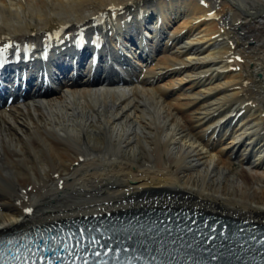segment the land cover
Listing matches in <instances>:
<instances>
[{"label": "bare ground", "instance_id": "obj_1", "mask_svg": "<svg viewBox=\"0 0 264 264\" xmlns=\"http://www.w3.org/2000/svg\"><path fill=\"white\" fill-rule=\"evenodd\" d=\"M149 1L0 0V49L49 47L26 80L0 88L13 96L48 70L0 103V232L173 205L264 224V0H155L162 27L148 48L159 52L120 65V80L109 41ZM97 35L98 80L84 54L100 50ZM244 134L258 140L237 146Z\"/></svg>", "mask_w": 264, "mask_h": 264}, {"label": "snow or ice", "instance_id": "obj_2", "mask_svg": "<svg viewBox=\"0 0 264 264\" xmlns=\"http://www.w3.org/2000/svg\"><path fill=\"white\" fill-rule=\"evenodd\" d=\"M211 15V14H210ZM2 52H3V49H0V54H2ZM237 59H239V57L237 58ZM61 186H62V184H61ZM25 211H27V212H31V209H26ZM84 232H85V230L84 229H81L80 230V234H81V236H83V234H84ZM96 242V239H95V237H91V238H89V243H95ZM7 243L8 244H11V243H13V241L12 240H9V241H7ZM105 247H107V245H104ZM114 249H109V251H113ZM97 255H99V254H97ZM213 259L215 260L216 259V257H213Z\"/></svg>", "mask_w": 264, "mask_h": 264}, {"label": "rangeland", "instance_id": "obj_3", "mask_svg": "<svg viewBox=\"0 0 264 264\" xmlns=\"http://www.w3.org/2000/svg\"><path fill=\"white\" fill-rule=\"evenodd\" d=\"M231 163H232L233 168L239 167V163L234 158L231 159Z\"/></svg>", "mask_w": 264, "mask_h": 264}]
</instances>
